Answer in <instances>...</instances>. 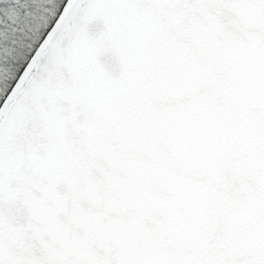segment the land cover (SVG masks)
I'll return each mask as SVG.
<instances>
[{
	"label": "snow or ice",
	"instance_id": "obj_1",
	"mask_svg": "<svg viewBox=\"0 0 264 264\" xmlns=\"http://www.w3.org/2000/svg\"><path fill=\"white\" fill-rule=\"evenodd\" d=\"M0 264H264V0H0Z\"/></svg>",
	"mask_w": 264,
	"mask_h": 264
},
{
	"label": "water",
	"instance_id": "obj_2",
	"mask_svg": "<svg viewBox=\"0 0 264 264\" xmlns=\"http://www.w3.org/2000/svg\"><path fill=\"white\" fill-rule=\"evenodd\" d=\"M65 3H66V0H65ZM1 104H2V101H1Z\"/></svg>",
	"mask_w": 264,
	"mask_h": 264
},
{
	"label": "trees",
	"instance_id": "obj_3",
	"mask_svg": "<svg viewBox=\"0 0 264 264\" xmlns=\"http://www.w3.org/2000/svg\"><path fill=\"white\" fill-rule=\"evenodd\" d=\"M0 104H1V101H0Z\"/></svg>",
	"mask_w": 264,
	"mask_h": 264
}]
</instances>
